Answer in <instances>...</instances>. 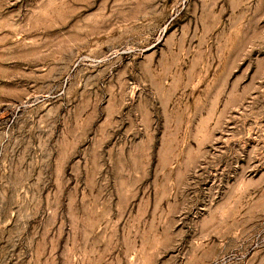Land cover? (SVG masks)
Returning a JSON list of instances; mask_svg holds the SVG:
<instances>
[{
	"label": "rangeland",
	"instance_id": "rangeland-1",
	"mask_svg": "<svg viewBox=\"0 0 264 264\" xmlns=\"http://www.w3.org/2000/svg\"><path fill=\"white\" fill-rule=\"evenodd\" d=\"M0 264H264V0H0Z\"/></svg>",
	"mask_w": 264,
	"mask_h": 264
}]
</instances>
